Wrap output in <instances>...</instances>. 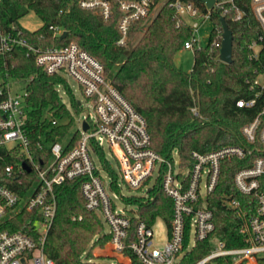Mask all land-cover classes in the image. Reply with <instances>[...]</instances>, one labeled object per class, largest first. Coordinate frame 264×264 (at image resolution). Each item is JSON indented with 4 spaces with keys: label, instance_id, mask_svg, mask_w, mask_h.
Here are the masks:
<instances>
[{
    "label": "built area",
    "instance_id": "1",
    "mask_svg": "<svg viewBox=\"0 0 264 264\" xmlns=\"http://www.w3.org/2000/svg\"><path fill=\"white\" fill-rule=\"evenodd\" d=\"M195 1L79 0L78 6L105 21L117 12L120 37L116 45L120 47L126 46L133 24L151 21L167 6L173 10L177 26L183 23L191 29V38L184 43L183 50L193 55L202 48L198 33L204 23L209 22L211 33L210 18L218 5L215 2L208 9L204 3ZM250 5L261 29L257 40L249 45L251 57L257 59L264 43V0H250ZM233 9L234 20H239L241 13L234 5ZM50 29L54 37H61V29ZM213 45L217 46L216 41ZM15 47L24 48L46 75L59 76L67 83L68 79L73 80L93 114L82 120L74 119L70 104L69 117L62 120L46 114L43 122L53 127L70 126L56 141L47 142L45 133H39L33 141L26 103L28 80L11 79L0 84V163L4 180L0 182V264H56L43 250L56 214L54 189L74 180L80 181L84 208L97 213L108 227L107 246L114 258L129 260L123 255L124 250H129L140 264H179L186 232V247L191 250L214 231L206 198L216 189L225 160L247 161L234 173L233 185L239 194L253 197L255 207L249 216L237 201L226 200L227 208L242 220L239 234L243 246L227 247L224 241L214 239L208 253L194 264H257L258 259L264 258V98L255 118L240 129L245 147L226 145L207 153L192 152L191 166H184L175 151L168 159L152 150L143 117L106 78L102 65L77 44L41 49L13 34L0 35L1 58L10 57ZM12 84H21V91H12ZM252 87L258 88L260 94L264 92L263 74L258 75ZM58 88L60 85L56 86L57 93ZM255 101L240 100L237 106L253 107ZM77 107L81 108L79 101ZM104 146L115 160L117 170L106 160ZM119 180L128 190L137 192V196L121 195ZM158 184L171 201V219L165 222L157 218L149 225L139 219L137 206L127 204L125 199L151 200V192ZM117 201L131 206V214L120 208ZM22 213L29 215L25 224L9 230L11 221ZM133 219L134 238L127 242ZM71 220L80 221L81 217L72 216ZM158 221L164 223L166 236L159 247L154 244L153 232Z\"/></svg>",
    "mask_w": 264,
    "mask_h": 264
},
{
    "label": "trees",
    "instance_id": "2",
    "mask_svg": "<svg viewBox=\"0 0 264 264\" xmlns=\"http://www.w3.org/2000/svg\"><path fill=\"white\" fill-rule=\"evenodd\" d=\"M79 0H0V35L13 34L35 48L63 47L75 43L90 54L104 69L106 78L118 93L140 114L152 150L163 158H170L175 151L184 166H191L192 152L207 153L221 146H246L240 129L252 121L260 111L264 92L252 87L258 75H264V43L257 59L251 57L250 42L257 40L260 25L251 9L250 0H216L211 14V33L207 44L193 53L191 69L186 72L177 66L174 58L191 38V29L185 24L177 26L173 10L163 6L147 24L144 21L132 25L125 47L116 45L120 34L117 30L119 14L103 20L99 15L79 8ZM195 2V0H182ZM236 7L241 13L234 20ZM40 20L34 30L24 29L19 20L28 12ZM232 34V62L218 60L222 28L220 19ZM59 28L64 37H54L50 28ZM140 35L135 40V36ZM216 41L217 46L213 45ZM27 81L26 103L29 109L28 126L33 129L31 138L46 135L47 142L60 139L70 124L51 126L42 118L49 114L59 120L69 117V110L61 103L56 86L66 92L70 108L79 112L68 83L59 76H50L37 67L22 47H15L10 57H0V84L9 80ZM30 79V80H29ZM255 99L253 107H238L237 102ZM195 109V113L192 112ZM197 114V115H195ZM33 150V149H32ZM0 163V182H3ZM247 165V161L225 160L221 165L219 183L206 198L213 215L214 231L204 241L187 249L188 232L179 253V264H194L205 256L211 241L219 239L227 247L243 246L239 228L242 220L225 205L235 200L252 215L253 197L239 194L233 185V175ZM79 180L55 187L56 214L48 232L44 253L56 264H91L101 258L93 255V249L104 247L110 236L104 230L100 216L84 208L79 192ZM127 204L137 206L139 219L152 225L157 218L168 222L172 204L161 189L151 192V200L128 197ZM80 216V221H72ZM29 215L22 213L11 221L9 230L20 229ZM135 219L132 220L127 242L134 238ZM109 249V247H107ZM123 255L130 264H140L129 250ZM257 264H264L260 258Z\"/></svg>",
    "mask_w": 264,
    "mask_h": 264
},
{
    "label": "rangeland",
    "instance_id": "3",
    "mask_svg": "<svg viewBox=\"0 0 264 264\" xmlns=\"http://www.w3.org/2000/svg\"><path fill=\"white\" fill-rule=\"evenodd\" d=\"M20 25L28 30V31H34L36 29H38L41 26V22L40 20L33 14V12H28L24 17H22L19 20ZM147 24V23H145ZM210 24L209 22L204 23L201 28L199 29V39H200V46H205L208 40V37L210 35ZM140 35L135 36V40L133 42H131V44H133L134 42H136V40L139 38ZM174 62L177 66L181 67L182 70L188 72L191 67H192V63H193V55L190 51L188 50H181L180 52H178L174 58ZM68 85L71 89V93L73 95V98L76 101H79L81 103V108L79 109L78 114L73 112L72 117L74 119H80L82 120L85 116L87 115H92L93 111L92 108L88 105L85 104L84 101V97L81 94L77 84L71 80L68 79ZM22 86L21 84H12V91H21ZM58 93L60 96V100L61 103L69 106L70 103V99L68 97V95L64 92L63 89L58 88ZM74 129L71 128V131H73ZM104 150V156L106 158V160L108 161L109 164H111L113 166V168L115 170H117V164L115 162V160L113 159L109 149L107 148V146L103 147ZM119 186H120V194L123 196H137V192L135 191H131L128 190L123 184L122 182L119 180L118 181ZM117 204L120 208H124L126 210L127 214H131L130 213V209L131 206H125L122 202L117 201ZM104 230L105 232H108V227L106 225H104ZM153 232H154V244L156 246H161L165 241H166V236H165V225L163 222L158 221L154 228H153ZM107 244L102 247V248H95L93 249V255L97 256V257H101V258H114L113 254L110 253L109 249H107ZM114 260H109V259H100L97 261H93V263L91 264H130V261L127 259H117L114 258Z\"/></svg>",
    "mask_w": 264,
    "mask_h": 264
},
{
    "label": "water",
    "instance_id": "4",
    "mask_svg": "<svg viewBox=\"0 0 264 264\" xmlns=\"http://www.w3.org/2000/svg\"><path fill=\"white\" fill-rule=\"evenodd\" d=\"M198 2H202L206 5L208 9H212L216 0H197ZM222 35H221V43L219 48V56L218 60L225 64H230L232 62V34L228 29L227 25L224 22V19H220ZM65 36V32L62 33L61 37ZM87 124L83 123V129H87Z\"/></svg>",
    "mask_w": 264,
    "mask_h": 264
}]
</instances>
